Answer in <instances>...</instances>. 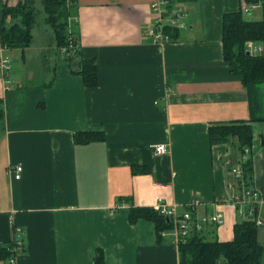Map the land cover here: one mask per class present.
I'll return each instance as SVG.
<instances>
[{
  "label": "crops",
  "instance_id": "1",
  "mask_svg": "<svg viewBox=\"0 0 264 264\" xmlns=\"http://www.w3.org/2000/svg\"><path fill=\"white\" fill-rule=\"evenodd\" d=\"M75 1L79 69L65 64L53 26L48 44L35 34L26 48L0 41V244L20 226L26 246L17 264H94L100 249L107 264H182L171 235L130 217L160 199L180 211L201 201L196 214L224 221L200 234L232 240L245 219L246 204L236 202L242 189L257 188L264 199V80L246 83L224 54L223 17L241 0H168L170 10L183 8L186 26L165 42L152 34L159 0ZM43 57L49 71L39 75ZM83 60L97 64L95 86L84 81ZM237 123L253 131L249 153L236 137L211 142L212 125ZM85 130L104 137L77 141ZM160 143L163 153L152 147ZM20 164L16 178L11 168ZM256 217L264 245V202Z\"/></svg>",
  "mask_w": 264,
  "mask_h": 264
},
{
  "label": "trees",
  "instance_id": "2",
  "mask_svg": "<svg viewBox=\"0 0 264 264\" xmlns=\"http://www.w3.org/2000/svg\"><path fill=\"white\" fill-rule=\"evenodd\" d=\"M38 2L42 3L46 14L45 21L55 29L59 45L69 46L78 38L77 30L70 29V19L76 15L75 0H20L16 5L5 1L0 3V41L9 48H26L33 42V29L38 21ZM264 10V3H263ZM40 11V12H39ZM171 38L179 33V28L166 26ZM256 40L264 43V16L260 20L246 19L241 9L227 12L223 17V43L226 60L232 66V72L244 77L246 83L264 80V53L247 54L246 42ZM78 49L76 50V52ZM75 52V53H76ZM71 55L68 59H72ZM88 86L98 83V68L93 60H83L80 69ZM3 108L0 101V120ZM253 131L247 123L217 124L210 128L212 143H221L236 137L245 146L252 145ZM103 131L85 130L76 134L77 141L89 142L103 138ZM246 180L250 177V162L244 166ZM132 220L140 217L152 220L158 232L171 226L168 218L154 208H133ZM234 238L229 241L208 240L199 232L186 242H181L180 257L182 264H216L222 258L226 264H263L264 245L259 239L258 225L252 219L239 220L235 225ZM10 255L7 245L0 244V258ZM94 264H107L104 251L98 250Z\"/></svg>",
  "mask_w": 264,
  "mask_h": 264
},
{
  "label": "built area",
  "instance_id": "3",
  "mask_svg": "<svg viewBox=\"0 0 264 264\" xmlns=\"http://www.w3.org/2000/svg\"><path fill=\"white\" fill-rule=\"evenodd\" d=\"M263 0H241V10L243 13H252L254 9L261 6ZM168 0H159L154 2L153 11L155 12V25L152 30L153 38L157 42H165L171 40V36L166 32V26L181 28L185 27L184 22L185 13L183 8L177 7L170 10L167 7ZM77 50V45L71 43L69 46H64V55L68 58L73 55ZM246 50L250 51L252 55H258L264 53V43L258 42L256 40H248L246 42ZM152 147L157 153H163L167 150L166 144H154ZM246 153H249L251 146H245ZM16 178L21 177V172L23 170L22 165H16L11 168ZM233 171L238 177H243V170L240 167H234ZM237 203L246 204L244 210L241 213L246 219H252L257 225L262 223V220L256 217V209L264 202L262 191L257 188L244 187L242 193L237 196ZM201 201H192L186 205L184 211H180L176 204H171L160 199L157 204H155L156 210L165 215L171 223L172 233L169 234L168 230H163L162 234L164 236L171 235L172 241L175 245L180 246L181 242H186L191 236L197 232L203 231L205 226L209 223L221 224L224 221L223 214H213L200 216L196 214L195 210ZM22 227H15V238L11 243L7 245V249L10 252L8 261L10 264H17L18 257L25 250V240L23 237ZM216 264H221L219 260Z\"/></svg>",
  "mask_w": 264,
  "mask_h": 264
},
{
  "label": "rangeland",
  "instance_id": "4",
  "mask_svg": "<svg viewBox=\"0 0 264 264\" xmlns=\"http://www.w3.org/2000/svg\"><path fill=\"white\" fill-rule=\"evenodd\" d=\"M37 6H38V8L40 9V13H39V17H38V21H37V23H36V25H35V27H34V34H35V42H39V43H46V44H48L52 39H54L55 38V32H54V29L52 28V26L51 25H49L46 21H45V16H46V14H45V12L43 11V6H42V3L41 2H38V4H37ZM262 14H263V6L262 7H258V8H256V9H254L253 11H252V13H249V14H246V13H244V17L246 18V19H260V18H262L261 16H262ZM62 57V56H61ZM60 57V58H61ZM46 61L45 62H43L42 61V59L40 60V61H38L37 62V64H38V66H42L43 65V63L45 64L44 66H45V68L46 69H40V73H39V75H44L45 74V72L47 71H49L48 69H47V67H48V64H49V62L47 61L48 60V58L46 59L45 57H43ZM76 58V57H75ZM75 58H73V59H68L67 57L66 58H64L65 59V64L66 65H72L75 69H79L80 68V65L75 61ZM38 60V59H37ZM48 62V63H47ZM221 264H226V262H225V260L222 258L221 260Z\"/></svg>",
  "mask_w": 264,
  "mask_h": 264
},
{
  "label": "water",
  "instance_id": "5",
  "mask_svg": "<svg viewBox=\"0 0 264 264\" xmlns=\"http://www.w3.org/2000/svg\"><path fill=\"white\" fill-rule=\"evenodd\" d=\"M247 54H250V51H247Z\"/></svg>",
  "mask_w": 264,
  "mask_h": 264
}]
</instances>
